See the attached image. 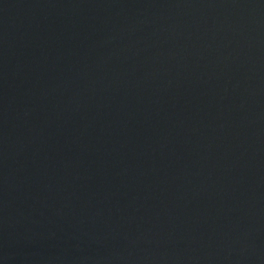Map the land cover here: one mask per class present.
Listing matches in <instances>:
<instances>
[{"label":"water","instance_id":"water-1","mask_svg":"<svg viewBox=\"0 0 264 264\" xmlns=\"http://www.w3.org/2000/svg\"><path fill=\"white\" fill-rule=\"evenodd\" d=\"M0 264H264V0H0Z\"/></svg>","mask_w":264,"mask_h":264}]
</instances>
